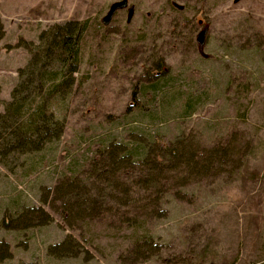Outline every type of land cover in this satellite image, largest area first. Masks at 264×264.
<instances>
[{"label": "rangeland", "instance_id": "374dc122", "mask_svg": "<svg viewBox=\"0 0 264 264\" xmlns=\"http://www.w3.org/2000/svg\"><path fill=\"white\" fill-rule=\"evenodd\" d=\"M120 1L0 0L3 103L30 60L29 44L54 25H86L60 140L0 163V220L25 208L51 217L43 227L0 230L12 253L1 264H264V0H126L104 26ZM181 135L234 147L241 167L165 195L163 218L109 199L67 226L55 188L85 171L97 149L131 140L167 144ZM125 214L136 224L124 222ZM67 238L73 256H48Z\"/></svg>", "mask_w": 264, "mask_h": 264}, {"label": "trees", "instance_id": "16d2710c", "mask_svg": "<svg viewBox=\"0 0 264 264\" xmlns=\"http://www.w3.org/2000/svg\"><path fill=\"white\" fill-rule=\"evenodd\" d=\"M85 31L84 23L66 22L43 31L37 45L29 44L30 60L18 70L10 100L0 101V163L39 153L60 140L77 83ZM233 148L205 147L183 135L167 144L110 142L97 149L85 171L60 180L55 201L61 204L60 215L67 226L70 220L83 221L89 213L102 210L109 199L136 215L163 218L160 203L165 195L179 196L186 186L236 172L243 154ZM125 216L124 222L136 224V217ZM50 223L51 217L43 209L25 208L17 217H3L0 230L25 231ZM72 243L67 238L50 247L47 254L71 257ZM11 258L9 245L0 242V264Z\"/></svg>", "mask_w": 264, "mask_h": 264}, {"label": "water", "instance_id": "95a60500", "mask_svg": "<svg viewBox=\"0 0 264 264\" xmlns=\"http://www.w3.org/2000/svg\"><path fill=\"white\" fill-rule=\"evenodd\" d=\"M128 7V2L126 0L120 1V2H116L113 3L110 7L109 10L107 12V14L104 16V18L102 19V24L104 26H107L110 24L113 16L115 15V13L117 11L126 9ZM133 12L134 9L131 7L128 9V15H127V23H129L133 17ZM207 34V30H203L201 31L198 36H197V44L199 46L200 51H202L204 45H205V37Z\"/></svg>", "mask_w": 264, "mask_h": 264}]
</instances>
